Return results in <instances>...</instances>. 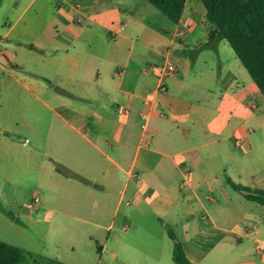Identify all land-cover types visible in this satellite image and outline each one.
Instances as JSON below:
<instances>
[{"label": "crops", "instance_id": "crops-1", "mask_svg": "<svg viewBox=\"0 0 264 264\" xmlns=\"http://www.w3.org/2000/svg\"><path fill=\"white\" fill-rule=\"evenodd\" d=\"M51 1L57 8L50 20L44 11L46 0L39 11L47 22L38 30L39 50L14 49L33 56L43 73L52 74L44 75L39 85L42 95L38 98L52 113L45 117L47 124L59 123L80 143L74 148L79 158L92 166L103 162L104 168H112L105 172L100 189L98 179L90 182L80 173L70 171V175L82 181L81 187L84 182L89 185L83 187L86 192L100 190L102 195L108 193L110 184L120 183L115 217L126 195L148 206L154 198L161 220L167 210L178 206L187 222L179 240L194 264H206L212 255L215 262L225 263L222 257L229 256L228 264H264V206L242 202V221L235 218L215 194L224 186L218 167L198 155L202 149L196 146L199 133L215 136L222 125L246 115L247 110L255 114L264 110L260 90L254 95L249 92L251 80L245 67L222 59L218 45L223 40L209 41L215 26L208 21L204 4L187 0L175 24L149 10L143 0ZM37 2L30 0L29 8ZM44 20L40 17L37 22ZM13 28L5 36L0 34L5 64L14 54L9 48L13 47L9 42ZM169 61L178 74L162 79L167 92L161 93L160 78L149 69ZM6 65L1 66L3 71ZM75 82L86 88L99 87L101 93L50 92L49 85L67 89ZM102 97L109 102L108 110L89 106L101 104ZM143 113L151 115L147 130L142 128ZM237 142L245 144L240 147L246 152L248 144ZM240 184L250 183L240 179ZM205 201L220 205L229 227L211 217ZM200 205L205 212L198 216L194 231L187 216H195ZM113 226L114 220L108 229ZM234 253L241 255L235 259Z\"/></svg>", "mask_w": 264, "mask_h": 264}, {"label": "rangeland", "instance_id": "rangeland-1", "mask_svg": "<svg viewBox=\"0 0 264 264\" xmlns=\"http://www.w3.org/2000/svg\"><path fill=\"white\" fill-rule=\"evenodd\" d=\"M46 1L44 11L50 20L57 3ZM143 1L149 10L170 22L150 2ZM29 2L3 0L0 8V34L5 36L14 27L9 41L14 54L7 65L0 53V241L23 249L29 256L25 264H43L41 257L67 264H176L173 260L174 241L169 236L167 225L181 240L187 222L186 213L178 206L167 210L164 225L154 198L152 205L148 206L144 201H135L126 195L115 217L120 183L110 184L108 193L102 195L100 190H95L97 193L86 192L84 189L89 185L84 182L85 188L81 187L82 181L70 175L71 171L80 173L90 182L98 179L96 183L100 189L105 172L112 168H104L103 162L92 163V166L79 158L74 148H78L80 143L67 130L60 128L59 123L47 124L45 117L52 113L38 98L42 95L39 85L44 75L49 77L52 74L43 73L33 56L14 49V46L27 48L34 53L39 50L36 38L41 31L38 30L47 24L39 12L43 0H38L32 9ZM40 17L43 24L37 22ZM218 48L222 59L230 64L237 62L245 70L226 40ZM3 65L7 70L1 69ZM245 74L251 80L249 92L254 95L259 89L249 73L245 71ZM49 88L51 93H59L58 90L74 95L101 93L99 87L86 88L79 82L70 84L67 89H56L54 84ZM72 100L82 105L80 101ZM101 101V104L89 106L108 110V100L102 97ZM259 111L255 114V110H247L246 115L222 125L215 136L199 133L196 142L198 148L202 147L198 155L218 167L219 181L224 186L215 194L222 206L232 209L234 217L240 221L243 213L240 214L239 209L243 208L242 202L248 201L233 184H240L242 179L250 183L245 186L264 189V110L261 108ZM133 129L137 131L136 126ZM237 140L248 144L246 152L237 145ZM36 196L41 200L39 203L35 201ZM205 204L211 217L229 227L226 224L228 219L223 218L220 212V205H210L208 201ZM137 206H140V211ZM2 208L15 217H9ZM203 212L205 210L200 205L195 216H187L194 231L197 230V219L200 220L198 216ZM113 220L114 226L109 230ZM126 225L129 229L124 230ZM153 243L157 244V249L151 245ZM240 255L234 253L235 259ZM222 258L225 263L221 259L215 262L212 255L206 264H228L229 256Z\"/></svg>", "mask_w": 264, "mask_h": 264}, {"label": "trees", "instance_id": "trees-1", "mask_svg": "<svg viewBox=\"0 0 264 264\" xmlns=\"http://www.w3.org/2000/svg\"><path fill=\"white\" fill-rule=\"evenodd\" d=\"M173 23L181 20L187 0H147ZM207 10V19L215 29L209 41L226 40L264 96V0H200ZM3 0H0V7ZM1 90V83H0ZM234 188L252 202L264 206V190L242 184ZM9 217L14 214L5 208ZM169 236L174 241L173 260L176 264H194L186 255L182 242L170 225ZM28 254L19 247L0 241V264H25ZM43 264H67L57 259L41 257Z\"/></svg>", "mask_w": 264, "mask_h": 264}, {"label": "built area", "instance_id": "built-area-1", "mask_svg": "<svg viewBox=\"0 0 264 264\" xmlns=\"http://www.w3.org/2000/svg\"><path fill=\"white\" fill-rule=\"evenodd\" d=\"M149 72H157L159 78H160V85H159V92L161 93H166L167 90H166V87L163 85V82H162V79L165 78V77H173L175 75L178 74V69L176 67V65L174 63H172L171 61L169 62H166L165 64H163L162 66H153L149 69ZM150 118H151V115L150 113H143L142 114V119H143V124H142V128L144 130H147L148 129V124H149V121H150ZM243 142H239V146L243 147L245 144H241ZM35 201L37 203H39L41 200L39 198V196H36L35 197ZM128 204H130V202H127ZM128 227L125 226L124 227V230H127Z\"/></svg>", "mask_w": 264, "mask_h": 264}]
</instances>
